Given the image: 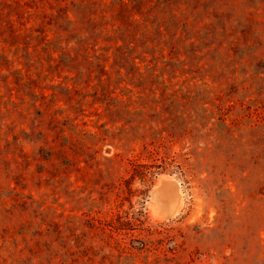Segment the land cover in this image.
Listing matches in <instances>:
<instances>
[{
  "label": "rangeland",
  "instance_id": "obj_1",
  "mask_svg": "<svg viewBox=\"0 0 264 264\" xmlns=\"http://www.w3.org/2000/svg\"><path fill=\"white\" fill-rule=\"evenodd\" d=\"M0 264H264V0H0Z\"/></svg>",
  "mask_w": 264,
  "mask_h": 264
},
{
  "label": "bare ground",
  "instance_id": "obj_2",
  "mask_svg": "<svg viewBox=\"0 0 264 264\" xmlns=\"http://www.w3.org/2000/svg\"><path fill=\"white\" fill-rule=\"evenodd\" d=\"M168 186H169V185H168ZM170 186H171V184H170ZM173 188H175V189L177 188V187H175V184H174ZM167 190H168V189H167ZM173 190H174V189H173ZM173 190H172V191H173ZM176 190H177V189H176ZM176 190H174L172 194L177 193ZM174 192H175V193H174ZM158 194H159V193H158ZM165 194H166V193H165ZM179 194H180V193H179ZM175 195H176V196H175ZM175 195H174V197L176 198L178 194H175ZM163 197H164V196H163ZM163 197H162V198H163ZM165 198H166V197H165ZM170 198H172V197H170ZM170 198H169V200H170ZM167 199H168V198H167ZM169 200H168L167 202H169ZM173 201H174V199H172V202H173ZM176 201H177V199H176ZM170 202H171V200H170ZM172 202H171V203H172ZM158 203H159V202H158V198H157V204H158ZM162 203H163V201H162ZM154 204H155V203H154ZM159 204H160V203H159ZM159 204H158V206H157L158 208H160V207H159ZM169 204H170V203H169ZM173 204H174V202H173ZM175 204H176V203H175ZM175 204H174V205H175ZM162 205H163V204H162ZM163 206H164V205H163ZM166 206H167V205H166ZM171 206H173V205H171ZM168 207H169V206H168ZM168 207H167L166 209H168L169 211H170V209H173V208H170V209H169ZM174 207H175V206H174ZM158 208H157V209H158ZM160 209H162V210L164 211V210H165V207H164V209H163V208H160ZM162 210H161V212H162ZM166 211H167V210H166Z\"/></svg>",
  "mask_w": 264,
  "mask_h": 264
}]
</instances>
